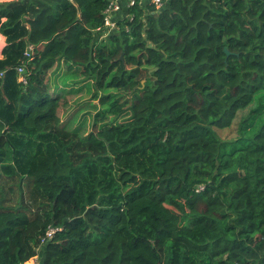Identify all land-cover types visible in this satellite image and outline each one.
I'll return each instance as SVG.
<instances>
[{"label": "trees", "instance_id": "trees-1", "mask_svg": "<svg viewBox=\"0 0 264 264\" xmlns=\"http://www.w3.org/2000/svg\"><path fill=\"white\" fill-rule=\"evenodd\" d=\"M107 4L0 0V264H264V0Z\"/></svg>", "mask_w": 264, "mask_h": 264}, {"label": "rangeland", "instance_id": "rangeland-1", "mask_svg": "<svg viewBox=\"0 0 264 264\" xmlns=\"http://www.w3.org/2000/svg\"><path fill=\"white\" fill-rule=\"evenodd\" d=\"M1 48V46H0ZM55 83L61 84L60 79L56 78ZM70 82V81H69ZM72 86H68L67 88H70ZM79 87V86H78ZM66 88V89H67ZM92 99V96L87 93L86 89L75 92V93H67L64 98L61 99V105L59 108V115L62 118L63 121H69L70 118L74 117L77 109L80 107L81 104H84L86 101ZM83 106V105H82ZM90 112V115H88V121L87 123H84L83 117L87 115L86 111H81L79 115L76 117L75 124H79L80 121L84 124V129L90 128V125L93 120V115L95 114V109L94 108H87ZM251 108L245 110L244 112L240 113L239 117L236 119L234 126L232 128V133L230 131H225L221 133L222 136L224 137H232L233 135H236L238 133V128H239V122L241 121V118L243 116H246L248 112L250 111ZM34 261L31 260L30 263H33Z\"/></svg>", "mask_w": 264, "mask_h": 264}, {"label": "built area", "instance_id": "built-area-1", "mask_svg": "<svg viewBox=\"0 0 264 264\" xmlns=\"http://www.w3.org/2000/svg\"><path fill=\"white\" fill-rule=\"evenodd\" d=\"M142 1H144V0H108V4L104 10V13H105V22H106V25L109 27V29L107 30V32H104L105 34H103L102 36H107L108 33H110L109 31L111 29L118 28L116 18H117L118 13L122 12V10L124 8L123 7L124 3L126 4L127 8L130 9L127 12V14H125V16L132 18V17H134V13L131 11V9L138 4L141 5ZM167 1L168 0H150V2L153 3L158 9L161 8ZM31 48L32 47H30V49ZM26 54L30 55V52L27 51ZM18 70L20 72L23 71V69L21 67H19ZM23 80H24V82H26L25 79H23ZM203 188L204 187L201 186L198 190H201ZM61 229H62L61 227L50 226L47 229L45 235H43L41 237V243L45 244L48 241H50L54 237L56 231L61 230ZM33 261L34 262L31 264H39L38 257L34 258Z\"/></svg>", "mask_w": 264, "mask_h": 264}, {"label": "crops", "instance_id": "crops-1", "mask_svg": "<svg viewBox=\"0 0 264 264\" xmlns=\"http://www.w3.org/2000/svg\"><path fill=\"white\" fill-rule=\"evenodd\" d=\"M0 56H1V52H2V49L3 47L5 46V37L0 33Z\"/></svg>", "mask_w": 264, "mask_h": 264}, {"label": "water", "instance_id": "water-1", "mask_svg": "<svg viewBox=\"0 0 264 264\" xmlns=\"http://www.w3.org/2000/svg\"><path fill=\"white\" fill-rule=\"evenodd\" d=\"M123 57V56H122Z\"/></svg>", "mask_w": 264, "mask_h": 264}]
</instances>
